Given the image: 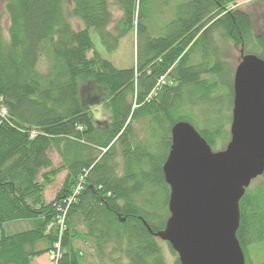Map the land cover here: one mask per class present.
I'll use <instances>...</instances> for the list:
<instances>
[{
  "label": "trees",
  "instance_id": "16d2710c",
  "mask_svg": "<svg viewBox=\"0 0 264 264\" xmlns=\"http://www.w3.org/2000/svg\"><path fill=\"white\" fill-rule=\"evenodd\" d=\"M0 1L8 19L4 30L0 11V264H31L56 242V264H83L78 242L104 264H165L154 233L169 217L162 165L170 129L188 121L182 113L198 105L197 131L211 148H225L230 134L217 102L226 72L214 34L219 30L238 48L240 59L254 54L264 60V9L255 35L248 13L229 7L236 0H175L174 16L154 36L155 5L169 0H113L122 12L119 23L134 26L138 41L135 65L120 69L101 56L89 33L97 32L107 52L116 49L120 36L107 29L111 0ZM72 17L85 27L75 29ZM162 75L166 84L149 96ZM100 105L110 109L109 120L94 119ZM136 123L147 138H140ZM62 171L60 188L46 201V186ZM77 185L60 233L58 217ZM239 217L245 264H264L248 253L264 242V179L246 188ZM16 221L28 227L2 229Z\"/></svg>",
  "mask_w": 264,
  "mask_h": 264
},
{
  "label": "water",
  "instance_id": "95a60500",
  "mask_svg": "<svg viewBox=\"0 0 264 264\" xmlns=\"http://www.w3.org/2000/svg\"><path fill=\"white\" fill-rule=\"evenodd\" d=\"M232 92L225 148L212 150L188 121L170 129V149L162 165L169 217L154 236L169 244L180 264H245L236 231L239 201L251 181L264 173L263 59L242 55Z\"/></svg>",
  "mask_w": 264,
  "mask_h": 264
},
{
  "label": "rangeland",
  "instance_id": "374dc122",
  "mask_svg": "<svg viewBox=\"0 0 264 264\" xmlns=\"http://www.w3.org/2000/svg\"><path fill=\"white\" fill-rule=\"evenodd\" d=\"M110 4V11H111V20L107 26V29L112 32L115 35H119L120 39L118 42V45L116 49L113 52H107L104 45L99 40L97 32L93 29H89V33L91 36V39L94 43L95 49L101 54V56L107 60H109L115 68H131L135 65L136 58H137V36L135 32V28L130 27L129 29H125L126 26L119 23V20L122 18V12L118 8V6L112 2ZM175 0H169L167 5H163L162 2H157L155 5V8L153 10L152 15V21L149 23V26L151 28V35L158 36L160 33V30L165 26V24L174 16V3ZM230 8H237L241 11H244L248 13L251 19L252 28L257 35L260 32V23H261V14L264 9L262 0H236V5L229 6ZM0 11L3 15V28L6 30L8 19L6 12L4 10L3 4L0 1ZM71 22L75 29L79 30L81 28H84L85 25L83 21L77 18H71ZM125 29V30H124ZM214 40L215 45L217 44L220 50V61H222L226 75L224 76L225 84L221 85V87L218 90L219 98L220 100L217 102L223 110V120H224V128L229 133V127H230V113L232 109V97H230V85L233 81V75L235 68L237 64L240 61V53L239 49L236 48L229 40H226L220 36V31L217 30V32L214 34ZM146 40V35L142 34L139 46L143 45V42ZM251 47V48H250ZM251 50H257L255 46H248ZM90 55V54H89ZM39 68L43 70L45 68V63L43 59H41L39 63ZM166 76V75H165ZM1 113H5V109L2 108ZM202 109L198 105H194L193 108L184 110L182 115H184V118L191 123L194 124L196 129L199 128L197 122L195 121V118L198 120L202 116ZM94 119L95 120H109L110 118V109L107 106L100 105L99 107L94 108L93 111ZM145 126H142V123H136L135 128L137 131H139L140 138H147V133L145 131ZM222 144H218L214 147H212V150H219L221 149ZM49 156L53 161V167H57L60 164V160L55 153L54 150L49 151ZM65 176V171L60 172L54 179L53 183L50 185H47L44 190V196L46 201H50L55 196L56 191L60 188L63 179ZM264 179V173L255 178L251 181L250 185L247 187V189L251 190L256 186V183H258L260 180ZM19 223V222H18ZM17 222H10L8 223L10 229L13 231H19L24 229L26 226H20ZM1 232V228H0ZM164 259L165 264H176V253L173 254L171 250L168 247L167 242L162 241L159 239L158 241ZM78 248H80L82 255L84 257L83 264H104L98 261V259L95 257V254L93 250L89 246L83 245L81 242L77 243ZM248 253L249 257L254 262H260L264 261V242L263 243H257L250 245L248 247ZM34 260L41 261L42 264L45 261V264H54V262L49 258V254L45 253L43 255H39ZM33 263V262H32ZM31 263V264H32ZM105 264H114L110 262H106Z\"/></svg>",
  "mask_w": 264,
  "mask_h": 264
},
{
  "label": "built area",
  "instance_id": "2783aa9c",
  "mask_svg": "<svg viewBox=\"0 0 264 264\" xmlns=\"http://www.w3.org/2000/svg\"><path fill=\"white\" fill-rule=\"evenodd\" d=\"M164 84H166V78L164 75L160 76L159 79L157 80V83L154 87V89L151 91L150 95L156 93L161 86H163ZM81 190V185H77L73 191L72 194L67 198V206L66 208L62 211V213L59 215L58 217V223L60 224V233L62 232V229L64 227V218H65V213H66V209L68 207V205L73 201L74 197L80 192ZM49 254V258L54 262V264L57 263V260L60 258L61 253H60V243L56 242L52 248V250L48 253Z\"/></svg>",
  "mask_w": 264,
  "mask_h": 264
},
{
  "label": "crops",
  "instance_id": "0c3cea01",
  "mask_svg": "<svg viewBox=\"0 0 264 264\" xmlns=\"http://www.w3.org/2000/svg\"><path fill=\"white\" fill-rule=\"evenodd\" d=\"M18 224H20V226H26L24 229H22V230H25L27 227H28V223H27V221H16ZM15 223V222H14ZM2 229L6 232V233H13V232H16V231H13L12 232V230L10 229V227H9V225H8V223H6V224H4L3 226H2ZM22 230H19V231H22ZM33 262V263H32ZM32 264H42V262L41 261H38V260H32ZM43 264H45V261L43 262Z\"/></svg>",
  "mask_w": 264,
  "mask_h": 264
}]
</instances>
